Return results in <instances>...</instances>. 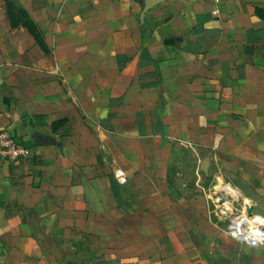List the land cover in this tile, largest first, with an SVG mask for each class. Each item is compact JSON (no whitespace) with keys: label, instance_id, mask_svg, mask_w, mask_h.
<instances>
[{"label":"crops","instance_id":"1","mask_svg":"<svg viewBox=\"0 0 264 264\" xmlns=\"http://www.w3.org/2000/svg\"><path fill=\"white\" fill-rule=\"evenodd\" d=\"M17 2L0 128L30 156L0 158V264H264L203 184L264 219V0Z\"/></svg>","mask_w":264,"mask_h":264},{"label":"built area","instance_id":"2","mask_svg":"<svg viewBox=\"0 0 264 264\" xmlns=\"http://www.w3.org/2000/svg\"><path fill=\"white\" fill-rule=\"evenodd\" d=\"M214 1L219 3L221 0ZM29 156L27 148L18 141L12 131L0 128V158L2 160L18 163ZM228 187L231 186L217 185L212 198L217 215L228 221V235L249 246H264V219L255 220L252 203L243 200L236 189L237 195L227 192ZM250 209L252 215L248 214ZM259 222L262 224H258Z\"/></svg>","mask_w":264,"mask_h":264},{"label":"rangeland","instance_id":"3","mask_svg":"<svg viewBox=\"0 0 264 264\" xmlns=\"http://www.w3.org/2000/svg\"><path fill=\"white\" fill-rule=\"evenodd\" d=\"M9 4V5H14V6H17L18 5V2L17 0H0V8L1 6L3 7L4 4ZM2 4V5H1ZM3 11V9L1 10L0 9V12ZM201 171H204V169H202ZM174 179L177 180V183L180 182V184H173L172 187L175 188L174 190L178 191V192H185L189 190V188L191 189L192 185L194 184L195 180H197L198 178V175L196 174H193V172L189 171V170H186V169H181V170H176L174 171ZM213 177L212 176H209L208 177V180H205L203 181V184L206 186V190L205 192H208L209 193V198H210V201H212V198L211 195L213 194L212 192L214 191V189L216 188V185L215 184H212L213 182ZM247 202V201H246ZM214 206V205H213ZM215 208V207H214Z\"/></svg>","mask_w":264,"mask_h":264},{"label":"bare ground","instance_id":"4","mask_svg":"<svg viewBox=\"0 0 264 264\" xmlns=\"http://www.w3.org/2000/svg\"><path fill=\"white\" fill-rule=\"evenodd\" d=\"M231 192V193H233L234 195H237V192H236V190L235 189H233L232 187H228L227 188V192Z\"/></svg>","mask_w":264,"mask_h":264},{"label":"water","instance_id":"5","mask_svg":"<svg viewBox=\"0 0 264 264\" xmlns=\"http://www.w3.org/2000/svg\"><path fill=\"white\" fill-rule=\"evenodd\" d=\"M248 214H249V215H252V210H251V209L248 210Z\"/></svg>","mask_w":264,"mask_h":264}]
</instances>
